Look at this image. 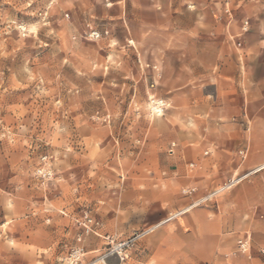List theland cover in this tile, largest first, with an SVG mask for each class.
I'll return each instance as SVG.
<instances>
[{"label":"rangeland","instance_id":"374dc122","mask_svg":"<svg viewBox=\"0 0 264 264\" xmlns=\"http://www.w3.org/2000/svg\"><path fill=\"white\" fill-rule=\"evenodd\" d=\"M262 33L264 0H0V178L13 172L30 178L37 209L68 214L71 245L56 264H66L75 249L83 262L93 260L136 232L120 239L102 236L97 217L106 215L114 198L116 208L123 201L120 182L132 171L124 163L127 151L115 161L105 144L91 149L85 143L81 152L77 129L87 133L94 122L110 124L120 136L124 128L127 135L139 134L141 114L154 118L170 108L162 102L156 113L159 98L152 97L171 75L172 56L164 51L244 48L246 36L252 43ZM129 96L131 104L125 101ZM75 154L83 157L81 166H75ZM3 187L0 264H33V250L18 245L24 234L12 231L13 219L23 218L10 213L13 196L5 189L11 186ZM15 208L19 214L23 206ZM84 237L107 244L84 260ZM131 247L122 250L124 264ZM111 256L116 262H108L110 256L106 262L118 263Z\"/></svg>","mask_w":264,"mask_h":264},{"label":"crops","instance_id":"0c3cea01","mask_svg":"<svg viewBox=\"0 0 264 264\" xmlns=\"http://www.w3.org/2000/svg\"><path fill=\"white\" fill-rule=\"evenodd\" d=\"M246 38L244 48L164 51L172 56L171 75L152 97L159 98L157 113L162 102L170 108L154 118L141 114L139 134L127 135L124 128L120 136L110 124L94 122L87 133L77 129L81 152L85 143L91 149L105 144L115 161L127 151L124 163L132 171L120 182L123 201L116 208L114 198L106 215H97L102 236L120 239L151 228L127 251L126 264H262L256 255L228 257L242 236L250 237L252 249L264 247V33L252 43ZM145 88L141 82L142 105ZM74 162L81 166L83 157L75 154ZM233 178L240 179L208 195ZM0 185L11 186L5 189L13 196L10 213L23 218L13 219L12 231L24 234L17 241L33 250L31 263H58L71 245L68 214L37 209L33 180L19 173L1 176ZM184 189L189 194L182 195ZM17 203L23 206L19 214ZM105 244L103 238L84 237L83 259Z\"/></svg>","mask_w":264,"mask_h":264},{"label":"built area","instance_id":"2783aa9c","mask_svg":"<svg viewBox=\"0 0 264 264\" xmlns=\"http://www.w3.org/2000/svg\"><path fill=\"white\" fill-rule=\"evenodd\" d=\"M173 146L174 144H172V147L169 149V153H172ZM239 179L240 178H233V179L228 180L227 182H225L224 184L218 187L219 191L230 187L231 185L236 183ZM215 191L217 190L215 189L210 195H213L219 192V191L217 192ZM150 230L151 228H145V229L136 231L133 234H131L129 237L112 243V245L106 252L96 256L93 260H90L87 262H83L81 260V257H82L81 250L75 249L67 256L65 262L66 264H108L106 262V259L109 256L116 254L117 257L119 258V261L116 264H124L123 262L125 259V255H122V250H125L128 247H131L135 243L136 240L146 235ZM106 238L108 239L109 236H107ZM256 253L262 258V264H264V247L258 248ZM252 256H253V250L251 247V240L249 236H242V237L237 238L235 241L234 249L228 253V257H243V258H246L247 260L251 259ZM207 264H211V263H207Z\"/></svg>","mask_w":264,"mask_h":264},{"label":"bare ground","instance_id":"6f19581e","mask_svg":"<svg viewBox=\"0 0 264 264\" xmlns=\"http://www.w3.org/2000/svg\"><path fill=\"white\" fill-rule=\"evenodd\" d=\"M157 111L159 110V109H156ZM156 112V111H155ZM157 113V112H156ZM217 191H219V188L218 189H216ZM217 191H215V192H217Z\"/></svg>","mask_w":264,"mask_h":264}]
</instances>
